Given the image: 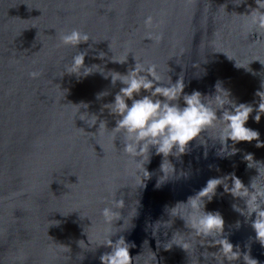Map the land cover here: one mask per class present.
<instances>
[{"label":"water","instance_id":"obj_1","mask_svg":"<svg viewBox=\"0 0 264 264\" xmlns=\"http://www.w3.org/2000/svg\"><path fill=\"white\" fill-rule=\"evenodd\" d=\"M238 3L0 0V264H101L99 257L110 251L97 247L109 227L101 209L112 205L114 189L116 198L125 201V221L114 222L112 230L120 232L112 239L123 236L134 244L129 251L133 257L139 255L137 264H197L205 249L217 251L218 246L207 241L201 245L200 238L189 234L181 218L187 219L188 207L178 203L187 202L214 177L234 174L248 186L258 175L256 168L264 172V147H257L256 140L242 141L235 145V155L222 156L219 142L208 137L215 135L210 130L202 134L206 144L194 140L182 157H168L176 173L159 187L163 158L152 149L146 165L151 176L142 187L135 165L121 150L122 136L113 142L110 132L96 133V126L90 128L89 121L75 115L76 104L87 103L81 111L98 115L111 129L115 119L101 108L122 85L113 86L100 73L82 79L64 75L77 49L61 46L60 36L78 28L97 42L78 46L83 51L92 44L86 66L99 64L123 74L135 62L154 63L165 80L168 74L173 82L183 75L185 93L213 94L217 81L222 82L237 104L253 105L246 127L257 130L264 141V115L254 120L260 99L256 92L264 90V35L244 34L243 18L236 13H245L255 3ZM148 16L153 17L152 27H145ZM101 51L104 60L97 58ZM125 55L124 64L109 59ZM234 60L245 68H237ZM33 71L40 75L33 78ZM102 91L109 95L97 99ZM249 153L260 163L256 168L247 166L244 156ZM228 183L231 186V180ZM234 203L245 207L221 185L206 201L205 211L222 214V235L234 250L239 246L242 255L264 264V245L251 227L255 217L246 219L233 210ZM175 232L193 240L187 253L175 245L164 249ZM81 240L91 243L85 247ZM199 261L209 264L203 256ZM234 264H244V257Z\"/></svg>","mask_w":264,"mask_h":264},{"label":"clouds","instance_id":"obj_2","mask_svg":"<svg viewBox=\"0 0 264 264\" xmlns=\"http://www.w3.org/2000/svg\"><path fill=\"white\" fill-rule=\"evenodd\" d=\"M246 3V0H239V4ZM255 7L248 6L245 13L237 16L243 18L242 28L245 35L258 34L264 35V0H254ZM145 27L153 26V17L148 16L144 21ZM150 38L159 41L160 35L148 34ZM92 41L87 32L74 28L60 36V45L77 49L69 64L65 66V73L74 74L78 79L86 78L93 73H100L105 79L110 78L113 86L119 82L122 86L114 95V99L102 106L101 112L107 109L109 115L115 119V126L111 129L107 126V121L101 119L96 114H89L87 109L89 105L81 102L76 104V117L82 121H89V127L96 126V133L103 134L110 132V139L115 142L116 136H122L121 150L124 155L129 157L130 162L135 165L136 174L140 176L142 187L145 181L150 178L151 173L146 169L150 162L152 149L156 155L162 156L160 170L163 175L157 181V187L164 183L176 173L175 166L168 159L169 156L177 158L182 157L188 150L192 141L199 144H206L204 133L210 130L215 135L210 137L218 141L221 145L219 154L222 156L235 155L239 149L235 145L239 142L257 141V147H264V141L259 140L260 133L246 127V122L250 114L254 111L253 105L249 103L237 104L231 97L229 89L223 87L222 82L217 81L213 94L205 95L199 90H193L191 93H185V83L183 75L173 82L168 74L167 80L158 71V66L150 63L147 66L143 62H135L134 67H130L126 73H120L115 70H105V67L99 64L85 65V57L88 55V49L92 48L89 44L88 49L80 51L78 46ZM93 44L97 43L92 41ZM106 54L101 51L98 53V59L104 60ZM112 62L124 64L127 62L128 55ZM230 59V58H229ZM233 60V59H230ZM235 61V60H234ZM258 61V60H257ZM237 68H245L235 61ZM40 72L33 71L30 76L36 78ZM63 75V76H64ZM62 76V77H63ZM261 89H264V82L261 83ZM66 91V90H65ZM109 95L107 91L97 94V99ZM259 104L255 109L254 120L259 122L261 115H264V90L256 92ZM181 98L183 103L181 104ZM129 101L131 103L129 104ZM219 113V115H218ZM98 125V126H97ZM231 141V147H229ZM206 155V154H205ZM244 159L248 162V168H256L259 162L253 161L251 153L246 154ZM260 164V163H259ZM258 175L253 177L248 186H245L242 180L234 174L223 177H214L208 179L206 185L194 196L188 198L184 204L188 207L186 227L190 229L189 234L200 238V244L205 241L217 247V251L209 252L205 249L199 256H203L205 261H215V264H234L244 257V264H258V261L251 258L248 254H241L239 246L234 245L226 236H223L225 221L219 211H205L206 201H211L216 195L218 186H223L224 192L230 193L232 197L243 201L245 207L241 208L233 204V210L240 213L246 219L251 221V227L255 233V239L261 245H264V172L256 168ZM231 180V186L228 181ZM118 189L112 190V205L101 209V216L107 227L104 238L97 247L106 246L110 249L103 253L99 259L101 264H137L136 258L131 256L129 249L135 247L134 244L126 242L123 236L113 241L112 237L120 232L112 230L114 222L123 219L122 209L125 207V201L121 197L116 198ZM177 204V205H178ZM177 205L171 210H175ZM173 214H177L173 212ZM178 215V214H177ZM59 221H56L58 224ZM157 225V224H156ZM239 226V221H237ZM211 238V239H209ZM83 241V240H81ZM88 240L85 247L89 246ZM159 244V241H158ZM167 244V247L165 245ZM193 240L185 239L179 232L173 233L170 240L164 245L165 250H170L174 245L182 248L186 253L193 248ZM199 256L197 264H200ZM211 258V260H210Z\"/></svg>","mask_w":264,"mask_h":264}]
</instances>
